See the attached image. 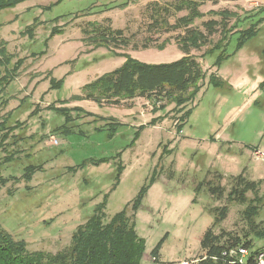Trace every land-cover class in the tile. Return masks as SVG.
Listing matches in <instances>:
<instances>
[{"label":"rangeland","instance_id":"rangeland-1","mask_svg":"<svg viewBox=\"0 0 264 264\" xmlns=\"http://www.w3.org/2000/svg\"><path fill=\"white\" fill-rule=\"evenodd\" d=\"M56 1L25 0L0 9V45L11 56L10 65L22 60L18 75L0 94V115L10 112L11 121L22 123L13 131L19 138L17 144L0 151V156L15 154L14 162L3 164L0 173L18 178L0 189V225L15 239H23L28 250L54 253L69 244L73 231L86 221L103 195H107V217L124 208L131 214V201L147 184L134 213L136 233L145 241L140 264L198 259L202 235L213 222V208L223 205L228 207L227 214L213 228L214 234L223 235V241L239 236L253 239L254 247L264 245L263 239L252 234L253 227L264 224V200L256 204L252 191L246 193L243 203L226 196L232 185L230 177L240 172L259 181L257 194L264 195V85L258 87L259 95L254 91L262 79L264 21L257 35L237 51L233 49L237 35H233L226 48L230 56L219 66L214 65L218 52L202 55L219 35L212 36L204 47L191 50L205 79L185 105L191 107L190 113L180 120L184 110L177 112L179 107L166 99L134 97L116 105L69 100L82 94L87 83L120 67L127 56L149 64L183 56L174 39L162 48L154 45L180 31L149 29L141 11L150 0H136L124 9H105L118 0ZM200 7L205 14L194 20V26L202 29L204 20L219 17L209 10L234 11L239 20L264 8V0H206ZM234 20L230 19V24ZM34 21L37 25L25 32ZM88 21L108 22L113 29H123L130 37L129 45L111 49L85 43L82 28ZM237 23L234 30L248 25V21ZM56 26L58 31L52 33ZM146 39L150 46L142 48ZM211 73L222 78L220 87L208 82ZM54 80L61 82L54 86ZM50 104L81 106L97 116L115 118L119 126L114 131L100 129L104 121L91 122V116L71 111L72 131L65 136L53 131L64 123V116L47 109ZM100 158L107 161L90 164ZM118 159L124 168L113 188ZM29 162L42 163V169L25 183L21 174ZM208 181L224 187L223 197L207 192ZM251 204L257 209L252 225L247 218ZM160 240V263H156L149 252Z\"/></svg>","mask_w":264,"mask_h":264},{"label":"trees","instance_id":"trees-1","mask_svg":"<svg viewBox=\"0 0 264 264\" xmlns=\"http://www.w3.org/2000/svg\"><path fill=\"white\" fill-rule=\"evenodd\" d=\"M23 1L25 0H0V9L14 7ZM59 1L62 0H57L56 2ZM204 1L206 0H150L145 3L141 15L146 19L149 29L154 28L159 32L165 33L180 31V33H175V36H170L171 38H166L161 43L154 45L157 48H162L170 39H174L183 52V56L172 62L158 64L144 63L127 56L120 67L106 72L87 83L82 87V94L73 95L69 100L85 99L97 104L107 102L116 105L121 99H132L134 97L153 98L155 100L166 99L179 107L177 112L180 113V111L184 110V113H181L180 116V120H182L191 111V107L185 108L186 103L193 100L201 87L200 82L205 79L202 66L196 57L191 54V50L204 47L212 36L215 34L219 35L217 41L202 54L205 56V54L218 52L214 65L219 66L224 59L230 56V54L226 53V48L229 46L233 35H237L233 45L234 51H237L249 39L257 35L258 26L264 21V15H261L262 10H264L262 7L247 13L239 20L238 16H236L238 14L234 11L231 12L227 9L209 10V13L219 17L218 19L209 18L204 20L201 23L202 29H200L194 26V20L203 18L205 12L201 11L200 6L203 5ZM135 2L136 0H118L111 6H106L105 9H124ZM181 12H184V14L178 15ZM232 18H235V20L230 24V19ZM105 20L109 21L108 18ZM239 21H248V25L245 28L234 30L233 28L236 25L238 26L237 22ZM35 25L37 23L34 21L26 28L25 32L31 27H35ZM56 31H58L57 26L53 28L52 33ZM82 33L84 35L82 40L87 44L93 45V47L105 46L111 49H122L130 43V37L124 34L123 29H113L108 22L88 21L82 28ZM149 42L150 39L144 40L141 47H149ZM136 47V44L132 46L134 49ZM262 55L264 58V49ZM10 61L11 56L7 53L5 46L1 44L0 66L3 67V73L0 74L1 95H3L10 82L18 75L19 67L22 64L21 59H17L11 65ZM262 76L264 77V69ZM208 78V82L214 87L222 85V78H218L212 73L209 74ZM60 82L61 80L56 82L54 80V86H58ZM263 85L264 82L262 81L259 86ZM47 109L64 116V123L53 128V131L62 133L65 136L72 131L71 122L73 117L71 116V111H76L77 115L91 116V122L104 121L98 127L100 129L103 127L114 131L119 126V122L115 118L97 116L77 105L57 107L50 104ZM150 123H155V119H152ZM21 126V122L17 120L11 121L10 112H7L6 115H0V151H5L7 147L17 144L19 138L13 131ZM143 126L141 125L140 127L142 128ZM177 127L179 128V125ZM13 153H6L0 156V171L3 164L14 162L15 154ZM105 161L107 160L100 158L90 160V164L98 165ZM85 163L83 162L82 165ZM123 168L124 166L118 159L113 170V188L117 186ZM41 169L42 163L29 162L23 166L21 179L25 183H29L34 173ZM153 178H151L150 183L154 180ZM230 178L232 185L226 195L228 200L243 203L246 201V193L251 191L255 195L253 201L256 204L264 200V195L260 197L257 194L259 181L249 180L242 172ZM17 179L16 176H3L0 173V189L9 181L16 182ZM218 179L220 180V178ZM24 187L27 189V184ZM146 190L147 184H144L131 201V214H128L126 208H124L110 217H107L104 211L107 195H103L102 200L94 205L92 213L87 217L86 221L78 225L73 231L69 244L54 253L28 250L27 244L23 239H15L0 225V264H140L145 252V241L136 233L134 213L138 210ZM224 191L223 186L208 181L207 192H210L211 195L220 199L223 197ZM227 210L228 207L226 205L213 208V222L205 230L200 240L201 255L198 257L197 264H246L238 263L235 260L236 257L229 254L230 249L238 245L250 250V255L247 257V264H250L253 261V254L264 249V245L254 247L253 239L246 238L242 240L239 236H230L223 241V235L213 233V228L222 222ZM256 211V205L251 204L247 212V218L251 225L253 222L252 217L256 214ZM252 234L255 238L264 240V224L260 228L253 227ZM160 245L161 240L149 252L156 260V263H160L157 262Z\"/></svg>","mask_w":264,"mask_h":264},{"label":"built area","instance_id":"built-area-1","mask_svg":"<svg viewBox=\"0 0 264 264\" xmlns=\"http://www.w3.org/2000/svg\"><path fill=\"white\" fill-rule=\"evenodd\" d=\"M54 141L56 142V140H54ZM229 254L236 257L235 260L238 263H246L247 264V257H249V255H250V250L241 246V245H238L237 247L230 249ZM252 259H253V261L250 264H264V249L258 251L257 253H254L252 256ZM194 261H198V259H196V260H186V259L178 260V261L174 262V264H192V263H194Z\"/></svg>","mask_w":264,"mask_h":264},{"label":"crops","instance_id":"crops-1","mask_svg":"<svg viewBox=\"0 0 264 264\" xmlns=\"http://www.w3.org/2000/svg\"><path fill=\"white\" fill-rule=\"evenodd\" d=\"M196 59H197V58H196ZM199 63H200V62H199ZM262 68L264 69V64H263V62H262V66H261V69H260V73H261V77H262V79H261L260 82H262V81L264 82V77L262 76V73H263V69H262ZM215 71H216V70H215ZM258 87H260V86H257V88H255L254 91H257ZM259 93H260V91L258 90L257 93H256V96L259 95Z\"/></svg>","mask_w":264,"mask_h":264}]
</instances>
